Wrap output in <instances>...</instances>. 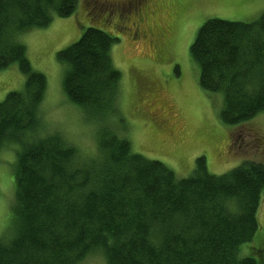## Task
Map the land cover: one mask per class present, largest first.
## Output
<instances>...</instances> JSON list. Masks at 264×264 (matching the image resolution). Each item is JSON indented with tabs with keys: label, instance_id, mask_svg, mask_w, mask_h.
Masks as SVG:
<instances>
[{
	"label": "trees",
	"instance_id": "trees-1",
	"mask_svg": "<svg viewBox=\"0 0 264 264\" xmlns=\"http://www.w3.org/2000/svg\"><path fill=\"white\" fill-rule=\"evenodd\" d=\"M76 7L0 0V71L16 62L26 76L23 90L0 101V151H15L13 222L0 238V264H82L97 254L103 264H264L256 237L264 163L245 160L216 175L199 157L191 175L178 177L134 151L118 109L121 73L111 52L119 38L97 22L57 54L66 98L95 126L97 158L81 162L73 143L46 129L47 76L19 35ZM190 52L200 86L223 95L224 123L264 113V13L252 22L208 19Z\"/></svg>",
	"mask_w": 264,
	"mask_h": 264
},
{
	"label": "rangeland",
	"instance_id": "rangeland-1",
	"mask_svg": "<svg viewBox=\"0 0 264 264\" xmlns=\"http://www.w3.org/2000/svg\"><path fill=\"white\" fill-rule=\"evenodd\" d=\"M263 13L264 0H77L72 15L54 16L46 27L19 35L33 68L47 76L44 126L73 143L81 162L97 158L95 126L66 98L64 68L57 57L97 22L119 38L111 52L121 73L118 109L134 151L164 162L178 177L191 175L199 157L216 175L245 160L264 163V113L238 125L224 123L223 95L200 86L190 52L208 19L252 22ZM25 80L16 62L1 70L0 101L23 90ZM14 161L13 146L0 151V238L9 236L13 222ZM260 207L256 237L264 261V197ZM82 264H103V257L93 255Z\"/></svg>",
	"mask_w": 264,
	"mask_h": 264
}]
</instances>
